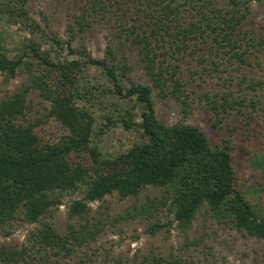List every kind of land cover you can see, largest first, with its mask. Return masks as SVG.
I'll return each instance as SVG.
<instances>
[{"label": "trees", "instance_id": "trees-1", "mask_svg": "<svg viewBox=\"0 0 264 264\" xmlns=\"http://www.w3.org/2000/svg\"><path fill=\"white\" fill-rule=\"evenodd\" d=\"M26 2L9 0L6 12L16 18L13 22L38 29L25 10ZM83 2L81 15L74 19L81 28L88 24L89 12L107 14L110 19L125 17V41L137 48L151 85L131 83L122 93L116 66L102 59L88 62L103 69L114 94L134 98L140 104L138 123L129 113L120 122L126 130L135 128L145 141L115 156L102 154L93 140L96 120L84 105L88 91L78 81L81 63L55 62L31 40L13 57L1 48L0 72L13 78L24 67L29 82L12 96L0 99V228L18 220L39 223L62 203L63 193L83 192L82 198L68 206L70 217H83L89 203L107 195L115 193L123 199L153 187L164 189L161 202L181 229L189 228L199 208L207 205L216 219L264 241V216L237 190L228 141L212 145L196 126L159 121L151 97L152 90L157 89L164 98L171 94L180 100V69L173 56L187 46L213 48L231 66L235 60L246 63L252 51L264 47L263 38L257 39L243 28L248 0ZM31 90H37L49 103L48 113L43 119L23 124L19 118L24 115ZM58 128L66 133L51 141L49 136ZM160 227L151 225L146 232L154 234ZM98 230L96 224H81L62 234L44 224L31 236L39 248H48L53 256H69L74 245L95 240ZM32 254L26 248L0 245V264H54ZM152 262L161 264L160 259L153 258Z\"/></svg>", "mask_w": 264, "mask_h": 264}, {"label": "rangeland", "instance_id": "rangeland-1", "mask_svg": "<svg viewBox=\"0 0 264 264\" xmlns=\"http://www.w3.org/2000/svg\"><path fill=\"white\" fill-rule=\"evenodd\" d=\"M8 1L0 0V49L13 57L31 40L55 62L81 63L78 81L88 91L84 105L96 120L93 140L102 154L115 156L144 142L140 132L126 130L120 122L129 113L138 123L140 104L134 98L114 94L103 69L88 62L102 59L116 66L122 93L131 83L151 85L137 48L125 41V17L110 19L107 14L89 12L88 24L81 28L74 19L82 13L83 0H27L25 10L39 26L32 29L13 22L16 18L6 12ZM248 9L243 28L247 34L264 39V0H248ZM259 48L250 53L246 63L233 60L231 66L213 48L204 44L187 46L173 56L180 69V100L171 94L164 98L157 89L152 90L151 97L159 121L196 126L212 145L228 141L237 190L264 216V47ZM28 82L24 67L13 78L0 72V99L22 90ZM26 101L19 122L26 124L47 115L49 103L37 90H31ZM65 133L58 128L50 140ZM163 194L164 189L153 187L123 199L114 193L89 203L86 216L70 217V202L82 198L83 192L63 193L62 203L39 223L18 220L0 228V245L26 248L33 256L54 264H157L153 258L160 259L161 264H264L263 240L216 219L207 205L199 208L189 228L181 229L162 204ZM44 224L62 234L81 224H96L99 232L95 240L74 245L69 256H53L48 248H39L31 236ZM155 224L160 229L154 234L146 232Z\"/></svg>", "mask_w": 264, "mask_h": 264}]
</instances>
